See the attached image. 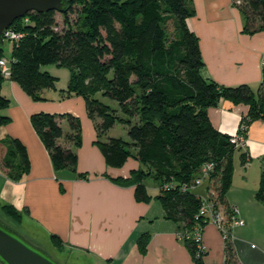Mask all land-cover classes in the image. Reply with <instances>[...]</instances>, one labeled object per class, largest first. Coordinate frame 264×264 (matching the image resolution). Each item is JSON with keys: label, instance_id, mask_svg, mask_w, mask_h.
<instances>
[{"label": "trees", "instance_id": "trees-1", "mask_svg": "<svg viewBox=\"0 0 264 264\" xmlns=\"http://www.w3.org/2000/svg\"><path fill=\"white\" fill-rule=\"evenodd\" d=\"M84 3L78 26L58 29L52 12H27L12 26L24 32L11 45L8 60L9 79L34 100L42 99L45 89H55L56 77L42 66L55 64L68 68L69 80L62 97L80 96L87 115L94 123V143L110 167H121L128 158L140 163L128 177L114 180L134 186L137 201L147 202L144 179L157 183L166 217L182 223V232L195 223L203 224L196 213L202 200L191 189L201 176L202 167L211 163L207 192L216 207L224 202L231 184L233 155L240 152L242 165L248 161L246 152L231 142L233 135L219 132L210 122L207 109L220 99L245 104L247 113L240 120L237 133L244 135L249 124L264 118V74L259 94L247 84L224 86L203 78V61L197 36L188 28L186 19L193 14L187 0H67L61 12L71 3ZM238 9L245 18L244 30L253 33L264 28V0H242ZM34 14V15H30ZM30 17V20H24ZM65 18L66 15H65ZM172 19L173 34L167 23ZM68 23V21H65ZM4 76L0 70V127L10 121L3 113L9 99L1 93ZM115 100L125 116L114 115L111 107L97 99V94ZM94 114L102 118L99 128L107 131L120 122L127 127L129 140L121 137L100 139ZM66 118L68 131L60 119ZM30 122L46 148L56 170H75L76 148L81 144L80 122L69 113H34ZM71 143L66 145L61 141ZM261 172L255 198L264 205V155L260 157ZM30 168L25 146L14 137L0 139V169L12 180H19ZM83 177L85 173H77ZM0 212L16 223L23 214L12 205H2ZM50 242L63 251V242L55 234ZM147 235L138 238L145 250ZM192 242V241H190ZM195 264H204L190 246ZM224 264H238L228 238L225 242Z\"/></svg>", "mask_w": 264, "mask_h": 264}, {"label": "crops", "instance_id": "crops-1", "mask_svg": "<svg viewBox=\"0 0 264 264\" xmlns=\"http://www.w3.org/2000/svg\"><path fill=\"white\" fill-rule=\"evenodd\" d=\"M193 14L186 19L197 36L203 61V78L224 86L247 84L259 94L263 86L264 28L248 33L245 18L231 0H187ZM45 89L42 99L34 100L20 85L4 78L1 93L9 99L3 113L10 121L0 127V139L14 137L26 148L30 168L19 180L8 178L0 169V207L12 205L23 220L36 227L49 240L57 235L63 242L67 261L72 264H195L190 246L194 242L180 237L182 223L166 217L157 198V183L146 184L151 198L137 201L134 186L114 180L128 177L140 163L128 158L121 167L106 164L96 140L93 121L87 115L80 96L64 98L60 90ZM248 111L245 104L220 99L209 107L212 125L221 133H237L240 120ZM69 113L80 122L81 144L76 148L75 170H56L49 154L30 122L34 113ZM68 131L66 118L60 119ZM248 161L242 165L235 151L231 184L218 209L223 218L225 236L216 224L202 226L204 264H224L226 239L231 243L238 264H264V205L256 198L264 155V118L253 120L245 134ZM63 143L72 147V144ZM77 173H85L80 177ZM207 183L193 189L205 195ZM151 189L152 193L149 191ZM238 208L243 225L231 221V208ZM148 236L145 250L138 238ZM62 252V251H59Z\"/></svg>", "mask_w": 264, "mask_h": 264}, {"label": "rangeland", "instance_id": "rangeland-1", "mask_svg": "<svg viewBox=\"0 0 264 264\" xmlns=\"http://www.w3.org/2000/svg\"><path fill=\"white\" fill-rule=\"evenodd\" d=\"M231 1H232L231 3L235 7H238L239 5H241V2H242V0H231ZM83 5H84V3L73 2L70 4V6L67 8L66 11H63V12L54 11V12H52L51 15H53V19L57 23L56 26L58 27V29L59 30L64 29L67 27V25H68V27L78 26V24H80L82 21L81 15H83V12H82ZM29 12H31V11H29ZM32 12H36V11H32ZM37 13H39V12H37ZM30 15H34V14H30ZM65 15L67 18H65ZM25 19L30 20V17H25L24 20ZM65 21H68V23H66ZM12 25L13 24H11L10 26L5 28V29L10 30L11 36L5 37L3 39V43L1 44L2 49H3L2 54L7 60L10 56L11 45L14 42L16 44L18 41L17 36H20V35H22V33H24ZM166 28L168 30V33L173 34L175 27H174L172 19H170L168 21ZM2 37H3V34H2ZM260 63L262 65V59H261ZM262 67H264V65H262ZM42 69L48 71L51 75H53L57 78L56 83H55L56 87L65 86L69 80L70 72H69L68 68H66V67H63V66L60 67V66H57L55 64H49V65L42 66ZM4 78L9 79L7 76H5ZM96 97L103 104L110 106L111 112H113L114 115L125 116L121 112L119 105L115 100H112L111 98H109L107 96H102L100 93L97 94ZM94 121H95L96 125L98 126L97 132L100 133V136H101L100 139L101 140H104L108 137H121L125 140H129L128 135H127V127L125 124L117 122L111 128H109L107 131L103 132V131H101V128H99L101 121H102V118L99 115L94 114ZM240 126L241 125L239 124V127ZM236 135H237V137L239 136L238 143L236 146L240 147V148L244 147V141H245L244 135H241L239 132L236 133ZM145 182L147 185H149L150 183H154V180L152 178H146ZM203 183H204V181L200 185H203ZM205 183H207L209 185L210 184L209 179H207L205 181ZM200 185H197V187H199ZM149 191L152 193L151 189H149ZM213 196H214V192H213ZM218 211L220 212L219 209H218ZM0 220L3 221L5 224H7L9 227H11L16 232H18L27 242H29L33 246H35V247L41 249L42 251H44L45 253H47L57 263H59V264H72L71 262L67 261V259H66V255H68V256L71 255L69 252H66V251L59 252L58 249L50 242V240H48L46 237H44L43 234L36 227L31 225L29 222H26V220H23V217H22L21 223H16L13 220H11L10 218H7L6 216H4L0 212ZM203 224H202V226H203ZM71 256H74V255H71Z\"/></svg>", "mask_w": 264, "mask_h": 264}, {"label": "water", "instance_id": "water-1", "mask_svg": "<svg viewBox=\"0 0 264 264\" xmlns=\"http://www.w3.org/2000/svg\"><path fill=\"white\" fill-rule=\"evenodd\" d=\"M67 0H0V45L3 30L29 11L61 12ZM0 264H59L0 220Z\"/></svg>", "mask_w": 264, "mask_h": 264}, {"label": "built area", "instance_id": "built-area-1", "mask_svg": "<svg viewBox=\"0 0 264 264\" xmlns=\"http://www.w3.org/2000/svg\"><path fill=\"white\" fill-rule=\"evenodd\" d=\"M3 39L7 36H11V32L8 29L3 30ZM20 36H17V40ZM262 65H264V56L262 58ZM0 70L2 75L5 77H9L10 70L8 62L4 59H0ZM238 138L236 134H234L231 137V142L238 143ZM213 165L211 163H207L202 167L201 176L197 179H195L194 184L192 185L191 189L197 188V185H200L203 181L205 182L208 179V171L211 169ZM212 192V191H211ZM209 193L206 191L205 195L198 194L197 196L200 197L202 200L200 207L198 208V211L196 213V218H201L203 223L205 222H212L216 224V226L223 231L224 235L226 236L227 233L224 230L223 227V218L221 216V213L218 211V208L216 207L214 200L212 198L213 192ZM211 194V195H210ZM238 215V208L232 207L231 208V221L234 225H243L244 221L237 217ZM180 237H182L185 240L192 241L197 246V255L199 253H202L203 247H202V224L195 223L191 226L189 230H185L180 234Z\"/></svg>", "mask_w": 264, "mask_h": 264}]
</instances>
